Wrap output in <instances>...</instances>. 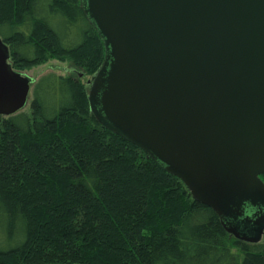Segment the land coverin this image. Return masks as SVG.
Masks as SVG:
<instances>
[{
	"label": "trees",
	"instance_id": "16d2710c",
	"mask_svg": "<svg viewBox=\"0 0 264 264\" xmlns=\"http://www.w3.org/2000/svg\"><path fill=\"white\" fill-rule=\"evenodd\" d=\"M0 38L17 73L52 60L91 79L104 60L80 0H0ZM31 88L29 112L0 116V264H264V242L236 240L101 126L87 83L50 73Z\"/></svg>",
	"mask_w": 264,
	"mask_h": 264
},
{
	"label": "water",
	"instance_id": "95a60500",
	"mask_svg": "<svg viewBox=\"0 0 264 264\" xmlns=\"http://www.w3.org/2000/svg\"><path fill=\"white\" fill-rule=\"evenodd\" d=\"M104 47L87 82L102 127L143 151L236 240L264 236V0H80ZM0 38V116L31 79Z\"/></svg>",
	"mask_w": 264,
	"mask_h": 264
},
{
	"label": "rangeland",
	"instance_id": "374dc122",
	"mask_svg": "<svg viewBox=\"0 0 264 264\" xmlns=\"http://www.w3.org/2000/svg\"><path fill=\"white\" fill-rule=\"evenodd\" d=\"M19 73L31 79L32 83L36 82L42 76L46 74H50V73H54V74L65 76V77L73 76L77 78L78 80H80L81 83H84V84L90 80L89 77H86L85 75H83L82 70L74 69L70 63H59V62L52 61V60L42 65L32 67L28 70H25ZM30 102H31V92L27 100V103L25 105V108L22 110V112H26V113L29 112ZM261 242H264V236L262 237Z\"/></svg>",
	"mask_w": 264,
	"mask_h": 264
}]
</instances>
